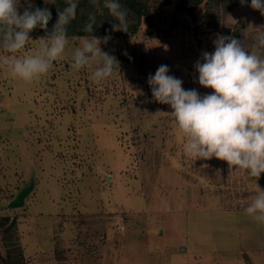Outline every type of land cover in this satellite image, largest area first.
Wrapping results in <instances>:
<instances>
[{
  "label": "rangeland",
  "instance_id": "rangeland-1",
  "mask_svg": "<svg viewBox=\"0 0 264 264\" xmlns=\"http://www.w3.org/2000/svg\"><path fill=\"white\" fill-rule=\"evenodd\" d=\"M250 4L219 29L205 23L203 6L196 19L179 0L153 8L137 33L101 43L119 67L99 84L91 75L102 57L72 70V37L32 83L0 67V217L17 222L12 239L0 228V264L18 246L23 264H264V224L244 211L264 190V173L230 175L226 161L187 157L173 110L154 101L147 82L167 65L185 90L212 93L195 64L215 51L218 34L264 55V15ZM25 190L24 203L11 206Z\"/></svg>",
  "mask_w": 264,
  "mask_h": 264
},
{
  "label": "clouds",
  "instance_id": "clouds-1",
  "mask_svg": "<svg viewBox=\"0 0 264 264\" xmlns=\"http://www.w3.org/2000/svg\"><path fill=\"white\" fill-rule=\"evenodd\" d=\"M78 2L65 0L66 7H57L52 30L40 38L37 49L23 52L35 29L47 31L52 13L47 7H28L21 13L17 0H0V67L24 83L46 75L69 44L67 28L76 18ZM90 2L95 5L97 0ZM240 3L244 6L247 0ZM103 6L118 21L112 24L111 31L127 32V11L119 0H103ZM250 7L264 15V0H251ZM95 23V16L89 15L83 31L92 33ZM72 39L79 40L72 55V70L90 67L102 57L101 65L91 75L92 81L99 84L118 69L116 57L100 47L111 39L110 35ZM213 43L215 51L203 52L202 62L195 64L199 84L213 89L212 93L201 96L195 89L185 90L183 81L169 75L167 65H161L148 76L152 97L173 110L170 114L183 137L187 157L195 161L215 157L227 162L230 175L243 171L259 178L264 173V55L249 52L233 36L218 34ZM257 46L264 51V32L257 34ZM244 211L255 222L264 224V190L252 198Z\"/></svg>",
  "mask_w": 264,
  "mask_h": 264
},
{
  "label": "trees",
  "instance_id": "trees-1",
  "mask_svg": "<svg viewBox=\"0 0 264 264\" xmlns=\"http://www.w3.org/2000/svg\"><path fill=\"white\" fill-rule=\"evenodd\" d=\"M172 1L173 0H119L122 7L127 11L128 29L127 32H124L111 31L112 24L118 23V21L111 17L108 9L103 6V0H97L95 5H93L90 0H79L76 18L71 21L67 28L68 37L122 36L135 34L138 32L142 20L145 19L148 21L152 18L153 8L170 5ZM179 2V8L183 12H187L191 15L193 19H196L197 9L203 6L205 10L203 15L205 23L213 29L223 27L225 16L241 4L240 0H179ZM17 6L21 13L28 7H31L32 10L37 7L42 9L47 7L51 11L52 19L49 21L47 31L37 28L30 34L32 39H38L46 36L47 32L52 30L57 20V7L63 9L66 7V4L65 0H35L32 5ZM89 15H94L96 18L94 31L92 33L83 31L84 25L88 22ZM16 227V218L10 219L8 216L0 217V228H3V232L9 235V238L12 239L15 237L12 236V234L16 233ZM12 251L16 253L11 257L10 264H23L24 256L21 248L19 246L15 247Z\"/></svg>",
  "mask_w": 264,
  "mask_h": 264
},
{
  "label": "water",
  "instance_id": "water-1",
  "mask_svg": "<svg viewBox=\"0 0 264 264\" xmlns=\"http://www.w3.org/2000/svg\"><path fill=\"white\" fill-rule=\"evenodd\" d=\"M29 192V190L23 191L11 204L13 207L21 206L24 203L25 195Z\"/></svg>",
  "mask_w": 264,
  "mask_h": 264
},
{
  "label": "built area",
  "instance_id": "built-area-1",
  "mask_svg": "<svg viewBox=\"0 0 264 264\" xmlns=\"http://www.w3.org/2000/svg\"><path fill=\"white\" fill-rule=\"evenodd\" d=\"M0 163H1V159H0Z\"/></svg>",
  "mask_w": 264,
  "mask_h": 264
}]
</instances>
